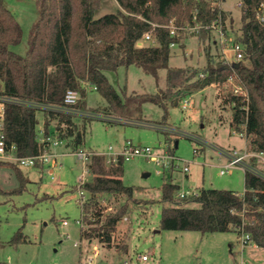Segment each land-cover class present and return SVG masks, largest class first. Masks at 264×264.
<instances>
[{
	"label": "trees",
	"instance_id": "obj_1",
	"mask_svg": "<svg viewBox=\"0 0 264 264\" xmlns=\"http://www.w3.org/2000/svg\"><path fill=\"white\" fill-rule=\"evenodd\" d=\"M115 1L118 5L115 12L95 17L100 0H36L37 17L30 28L26 52L21 55L10 49L21 39L20 24L4 0H0V99L3 98L4 104L0 131L7 145L15 146L16 155L43 152L50 143L45 139L48 136L64 141L72 152L82 146L91 117L35 106L63 105L68 89L79 92L80 99L74 107L81 110H88L85 96L87 86L91 85L105 99L107 114L131 118L140 112L143 103L150 102L164 110L165 119L168 103L177 105L194 91L224 83L230 76H235L248 96L246 101L232 92L224 97L223 103L230 104L232 110L230 127L244 133L251 150L264 151V22L256 19L264 0H240L241 26L237 32L232 30L236 42L242 46L239 65L212 63L209 56L202 68L168 65L171 43H179L183 29L171 35L167 25L172 21L175 26L192 27L218 19L225 24L227 15L216 5L218 2ZM146 32L151 33L152 41L138 46ZM198 36L204 39L212 36V32L200 27ZM129 65L142 68L154 78L159 69L165 68V87L154 93H128L125 88L118 93L105 71ZM78 118L80 125L76 122ZM41 137L44 139L40 140ZM123 162L119 157L117 162L106 164L103 156L94 154L87 163L90 179L80 185L87 195L81 205L86 224L81 227V237L96 238L109 246L118 222L127 212L128 201L139 202L134 192L142 188L126 185L121 179ZM15 171L25 181L17 167ZM160 190L158 202L167 203L161 210V229L232 231L238 237L246 234L249 242L264 248V179L252 172H244L241 193L200 187L194 195L179 197V185L168 177ZM103 196L117 201L114 209L104 212ZM120 198L124 202L120 203ZM25 241L19 229L9 243L17 245ZM121 246L126 251V244Z\"/></svg>",
	"mask_w": 264,
	"mask_h": 264
},
{
	"label": "rangeland",
	"instance_id": "obj_2",
	"mask_svg": "<svg viewBox=\"0 0 264 264\" xmlns=\"http://www.w3.org/2000/svg\"><path fill=\"white\" fill-rule=\"evenodd\" d=\"M238 2L221 0L216 4L227 15L225 28L231 42H236L233 31L237 32L241 26ZM4 3L22 32L20 41L10 49L23 55L37 17L36 0H4ZM117 7L115 0H100L94 16L115 12ZM185 27L179 43L170 47L169 66L202 68L209 56L212 63L233 60V52L227 49L229 45L223 52L214 42V33L204 39L198 36L200 23ZM105 76L118 93L124 88L128 93H154L165 87L166 69H159L154 78L138 66H119L115 71H105ZM234 82L211 84L194 91L177 105L168 103L165 119L164 110L150 102L143 103L140 112L131 118L107 114L105 99L93 86H87L86 107L97 116H89L83 149L107 152L112 146L116 152L124 142L131 141L134 145L151 147L153 153L173 154L172 165L164 168L142 155L123 162V183L142 190L134 192L139 202L128 201L127 212L118 222L108 246L96 238L85 239L80 235L81 227L86 224L82 219L78 184L82 177L90 179V173L87 162L78 159L64 141L51 146L56 157L49 156L42 166L0 162V261L4 264H82L86 257L96 253L93 262L105 264H264V248L249 245L242 249L241 236L235 232L200 233L160 228L161 210L167 203L158 199L160 186L167 177L179 185V190L200 187L243 190V170L233 167L224 174L219 173L226 161L221 150L249 146L245 135L230 127L232 110L230 104L223 103L224 97L232 92ZM185 99L187 104L183 108ZM38 119L40 128V113ZM76 122L80 125V118ZM194 148L198 149L197 153ZM185 165L186 172L182 169ZM16 167L25 181L20 179ZM84 196L83 201L86 193ZM102 201L106 206L104 212L117 204L109 196H103ZM63 220L67 223L63 224ZM19 229L26 241L17 245L9 243ZM141 254H146L148 259L139 261Z\"/></svg>",
	"mask_w": 264,
	"mask_h": 264
},
{
	"label": "built area",
	"instance_id": "obj_3",
	"mask_svg": "<svg viewBox=\"0 0 264 264\" xmlns=\"http://www.w3.org/2000/svg\"><path fill=\"white\" fill-rule=\"evenodd\" d=\"M214 2H219V0H214ZM238 5H240V2H238ZM256 19L259 22H264V2H261L259 5V9L256 12ZM201 27L207 28L211 30L212 33H214V42H216L224 52L226 50L227 45L229 47L227 49H230L233 52V60L230 62L225 63H236L242 58V46L240 43L235 41H229L227 36H229L228 30L225 28V24L221 22L220 19L217 21L211 23V24H205L200 25ZM167 27L169 28V33L173 35L178 29H184L185 26H175L172 21H170V25L168 24ZM191 28V27H187ZM152 40L151 33L146 32L143 34L142 38L137 42V45L140 46L144 43V41H150ZM174 43H171V46H173ZM235 76H230L227 78L228 81H234ZM93 89L96 90V87L93 86ZM232 93L235 95H240L243 100H247L248 96L246 91L243 89V87L238 83L234 82V88L232 89ZM80 99V94L77 90L74 89H68L65 92L64 99H63V105L61 106H54V105H45V104H33L39 108L42 109H51L55 111H62L67 113L76 114L78 116H97L96 114H93L92 112H89L88 110H81L78 108H75L74 105L78 102ZM187 100H184V103L182 105L183 108L186 107ZM3 98L0 99V130L2 128V119H3ZM240 135L244 136L243 132L239 133ZM44 137H41L40 140H43ZM46 140H49V146L41 153L36 155H25V156H19L15 153V146L13 144L7 145L5 142L4 136L2 132L0 131V160L4 161H13L19 166H36V164H44V162L47 161L49 156H52L53 158L56 157V153L52 152L51 146L57 145L61 143L62 141L58 138L51 139V137H46ZM114 148L112 146L108 147L107 152H95V151H88L82 148V146H79L74 153L76 154L77 158L80 160H84L87 163L90 162L92 155L97 154L104 157V162L106 164H111L117 162V160L122 158L123 161L128 160L132 158L135 155H142L144 157L149 158L150 160L154 161L156 164H159L163 166L164 168H168L172 165V162L174 160V155L167 153V154H160V153H153L151 147L149 146H142V145H134L131 143V141L124 142L121 147L119 148V151H113ZM223 156L225 157L226 161L220 166L219 173L224 174L227 172L230 168L238 167L243 172L249 171L255 174L256 176L264 179V151L259 150H251L249 146H244L239 149H232L231 151H224L221 150ZM183 171H188V167L185 165L182 167ZM157 172H160V170H157ZM89 179L87 178H80L79 179V194L81 196V202H83V198H85L84 191L80 188V185ZM197 193V190H191V189H185V190H179L177 193V196L184 197L189 195H194ZM80 221V220H79ZM63 224H66L67 221L63 220ZM248 236L241 235L240 244L241 246L248 245ZM88 256L85 258L84 262L82 264H93L94 262V256ZM148 259V256L146 254L138 255L139 261H146ZM12 264V263H11ZM243 264V262L241 263Z\"/></svg>",
	"mask_w": 264,
	"mask_h": 264
},
{
	"label": "crops",
	"instance_id": "obj_4",
	"mask_svg": "<svg viewBox=\"0 0 264 264\" xmlns=\"http://www.w3.org/2000/svg\"><path fill=\"white\" fill-rule=\"evenodd\" d=\"M242 191H243V190H242ZM242 191H240V192H239V191H236V192L241 193ZM249 245H251L252 247H255V248L257 247L255 244H253V243H249L248 245L241 246V248L244 249L246 246H249ZM257 248H258V247H257Z\"/></svg>",
	"mask_w": 264,
	"mask_h": 264
},
{
	"label": "water",
	"instance_id": "obj_5",
	"mask_svg": "<svg viewBox=\"0 0 264 264\" xmlns=\"http://www.w3.org/2000/svg\"><path fill=\"white\" fill-rule=\"evenodd\" d=\"M238 65H239V62H236V63H235V66H238ZM146 175H147V174H145V176H146Z\"/></svg>",
	"mask_w": 264,
	"mask_h": 264
}]
</instances>
